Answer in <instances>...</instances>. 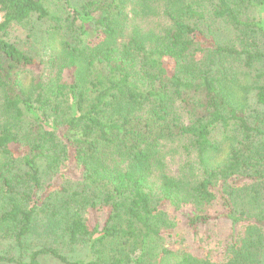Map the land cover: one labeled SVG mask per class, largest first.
<instances>
[{"label":"trees","instance_id":"obj_1","mask_svg":"<svg viewBox=\"0 0 264 264\" xmlns=\"http://www.w3.org/2000/svg\"><path fill=\"white\" fill-rule=\"evenodd\" d=\"M0 18V264H264V0H0ZM167 208L193 240L227 221L225 261L171 249ZM41 220L85 258L30 249Z\"/></svg>","mask_w":264,"mask_h":264},{"label":"rangeland","instance_id":"obj_2","mask_svg":"<svg viewBox=\"0 0 264 264\" xmlns=\"http://www.w3.org/2000/svg\"><path fill=\"white\" fill-rule=\"evenodd\" d=\"M1 20V18H0ZM18 35V38L15 40L18 41H25L23 37V33L18 31L15 35ZM216 34L221 42H227L230 38H232L233 33L230 29L222 24H219L217 27ZM21 41V42H22ZM168 167L173 176H177L179 173L180 166L183 162V158L180 155H174L168 157ZM71 174V173H70ZM52 177L43 175V182L51 183L53 180ZM58 184L64 183V180L58 179ZM168 214L177 220V228L174 231L175 236L169 237L167 239V245L173 249L175 243L177 241L176 235L183 234L186 238L187 245L189 250L196 254L206 255L209 258H213L216 261H225V256L223 254V247L227 241L228 233L230 230V225L227 221H218L211 224L207 228H203L199 230L198 237L196 240H193L191 234L184 226V215L187 214V209H182L181 211L174 212L172 208L166 209ZM98 219L102 218L100 212L97 213ZM47 226L44 225V221L41 220L38 225L36 226V232L31 233L30 237L27 240L28 246L30 249H36L41 246H52L55 249L57 248L61 254L66 256L67 259L74 261L84 259L86 255L85 248L81 246H67L63 245L61 239H55L54 236L47 234L45 232L47 230ZM239 232H241L239 230ZM241 236V235H240ZM5 249H9L7 244H2L1 250L4 251ZM12 252V251H11ZM27 259V256L24 257ZM40 264H60L56 260L49 258V257H42L40 259Z\"/></svg>","mask_w":264,"mask_h":264}]
</instances>
